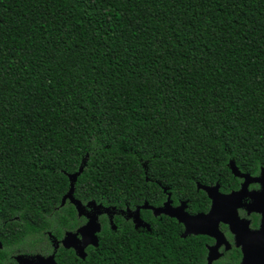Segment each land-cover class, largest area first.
Listing matches in <instances>:
<instances>
[{
    "label": "trees",
    "instance_id": "obj_1",
    "mask_svg": "<svg viewBox=\"0 0 264 264\" xmlns=\"http://www.w3.org/2000/svg\"><path fill=\"white\" fill-rule=\"evenodd\" d=\"M232 166L264 169V0H0V264H212L211 237L155 210L207 213ZM71 187L142 225L98 214L79 255Z\"/></svg>",
    "mask_w": 264,
    "mask_h": 264
},
{
    "label": "water",
    "instance_id": "obj_2",
    "mask_svg": "<svg viewBox=\"0 0 264 264\" xmlns=\"http://www.w3.org/2000/svg\"><path fill=\"white\" fill-rule=\"evenodd\" d=\"M232 171L237 176L244 178L239 190L232 191L228 194H223L218 190L217 185L203 186V188L207 191L208 196L212 199V205L207 213H197L195 215H191L185 211V203H182L177 207H172L169 201L166 202L162 208L156 209L155 212H164L176 217L185 225L184 235L190 233H202L216 237L218 241L217 244L213 247H210L209 249V263L218 256L216 253L217 246L219 242L223 240V235L217 226L219 220H223L232 227H235L236 225H244V232L246 235L244 239L242 238V240L239 242L237 241V246H241L242 250V259L239 264H264V169H262L261 174L258 177H251L249 174L240 173L234 166H232ZM250 181H259L263 186L260 191H255L252 193L251 197L253 202L246 205V208L249 211L261 213L260 227L255 231L249 230L248 221L240 219L237 212L238 208L243 204L241 199L248 192L247 184ZM71 193L72 187L65 197H69L71 201L77 206L79 214H83L84 212L81 211L80 208L84 205H82L79 201L74 200L71 196ZM89 204L97 207L90 202L88 205ZM142 207L148 206L145 204ZM95 210L97 213L100 212L98 209ZM135 221L137 224L142 223L138 217L137 211L135 212ZM99 228L100 226L97 216H90L87 218L86 223L77 229V231L82 235L80 242L73 237V233L75 232H67L62 240V243L65 247L74 248L79 255L83 256L84 248L88 244L97 243L96 233L99 231ZM233 231L237 234V236L238 234H242V232H238L236 229H233ZM68 234L70 237L67 239ZM78 242L80 245H78ZM17 257H22V255ZM34 257H37V261H24L22 264H56L53 259V255H49L47 258H44V256L41 255H35Z\"/></svg>",
    "mask_w": 264,
    "mask_h": 264
},
{
    "label": "flooded vegetation",
    "instance_id": "obj_3",
    "mask_svg": "<svg viewBox=\"0 0 264 264\" xmlns=\"http://www.w3.org/2000/svg\"><path fill=\"white\" fill-rule=\"evenodd\" d=\"M258 176H251V177H258ZM243 181H244V178L240 182V186H239V188L237 190H239L241 188V185H242ZM262 188H263V186H262L261 182H259V181H250L247 184L248 192L246 193V195L244 197V199L250 198V202H245V203H247V204L252 203L253 202V199L251 197L252 193L255 192V191H260ZM220 192L223 193V194H228V193H230L232 191H230V192H222V191H220ZM209 199H210V207H211L212 199L210 197H209ZM210 207H209V209H210ZM95 208L100 211L98 214L99 215H103L105 217V219L108 220V222H109L110 219L113 220L114 218H117V219H121V220H128V221H131L132 223L134 221L137 224V222L135 221V212H133V211L127 209V208L126 209H117V208H114V207L110 208V207H102V206L95 207ZM237 212H238V216H239L240 219L248 221L249 230L255 231V230H257L260 227L261 213L255 212V211H249L246 207H243V206L239 207ZM83 214H84L85 219H87V215L85 213H83ZM98 214H97V216H98ZM253 214H258L259 215V221H258V225L256 227H252L251 226V216ZM137 225H142V223L141 224L138 223ZM217 226H218L219 231L223 235V240L221 242H219V244L217 246L216 253L218 254V256L215 259L212 260L213 261L212 264H214V262L218 261L220 259V257H222L224 255L225 251H230L233 246L239 248L240 253H241V259H242L241 246H237V241L239 242L240 240H242V238L244 239V237L246 235V233L244 232V230H245L244 225H236L235 227H232L230 224L225 223L223 220H219ZM233 229H236V231H238V232H242V234H238V236H237V234L233 231ZM184 231H185V225H184ZM226 232H228L231 235L230 238L228 237ZM190 234H194V233H190ZM198 234H202V233H198ZM203 235H207V236H209V237H211L213 239V242L211 244L207 245V257H208L210 247L215 246L218 241H217L216 237H213V236H211L209 234H203ZM44 258H47V256H44Z\"/></svg>",
    "mask_w": 264,
    "mask_h": 264
},
{
    "label": "rangeland",
    "instance_id": "obj_4",
    "mask_svg": "<svg viewBox=\"0 0 264 264\" xmlns=\"http://www.w3.org/2000/svg\"><path fill=\"white\" fill-rule=\"evenodd\" d=\"M244 197L245 196H243V198L241 199V201L243 203L242 206L243 207H246L247 203H245V202H250V198L244 199ZM95 209L96 208L93 205H91V204L84 205L83 207L80 208L81 211H83L84 213L87 214V218H89L90 216H95V217L97 216L98 213H97V211ZM73 234H74L73 237L80 242L81 237H82L81 233L78 232V231H76ZM69 237H70V235L68 234L67 235V239ZM78 245H80V243ZM17 260H18V262L20 264H22L24 261L35 262V261H37V257L31 256V255H22V257H17Z\"/></svg>",
    "mask_w": 264,
    "mask_h": 264
}]
</instances>
